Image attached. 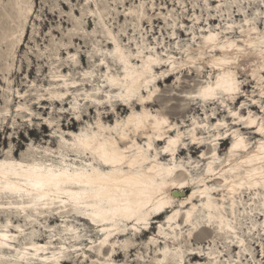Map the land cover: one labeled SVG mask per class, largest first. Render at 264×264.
Listing matches in <instances>:
<instances>
[{
  "label": "rangeland",
  "instance_id": "1",
  "mask_svg": "<svg viewBox=\"0 0 264 264\" xmlns=\"http://www.w3.org/2000/svg\"><path fill=\"white\" fill-rule=\"evenodd\" d=\"M15 2L20 5L19 8L15 7ZM234 3L235 7H233ZM217 4L223 5V7L217 9ZM138 5H143V8L138 10ZM252 5L250 6L249 0H239L238 3H236V0H209L207 6L204 5V0H176L175 3L174 0H0V151L7 152L8 148L11 147L13 149L12 154L19 158L22 153L30 150L58 149L60 136H54V131L63 134L65 139L71 140L70 132L79 134L88 125H95L98 118H101L107 125L113 126L115 121H120L129 115V110L123 112L121 108H118L123 102L116 98L117 91L110 93V97L100 92V103H91V106L95 108H91L90 105L85 107L82 101L83 93L89 89V86L85 88L88 80L82 83L83 79L92 78L91 82L95 80V83L99 81L101 83L103 80L105 69L101 70L102 67H98L101 53H98L97 50L101 49L105 55V50L113 49V45H108V41L104 36V29L98 18L99 15L95 14L92 17L89 10L94 13L97 9L99 10L107 28L114 34L121 46H129L133 49L135 44H140L144 49L154 48V52H163L164 49L158 47L159 43L164 44L167 52L172 53L171 56L179 57L182 56V53L176 51L177 41L181 43L182 47L191 44L193 49L197 50L201 44L202 35L208 30L222 31L223 28L218 29L217 25L223 27H226L229 23L240 25L245 15L251 14L249 18L254 16L260 10V5L258 0H252ZM27 6L31 7V13L26 21L24 22L23 18L20 17L15 19L17 10ZM173 9L175 10L173 11ZM132 11H134L133 14H131ZM141 11L143 15L140 14ZM137 16L141 21L137 19ZM88 19L90 20L89 24H87ZM212 19L214 21L210 22ZM193 20L198 21V23L193 25ZM172 24H179L184 27L173 28L171 27ZM256 26L259 30H264V21L258 22ZM21 28H23L21 37L19 38L20 33L17 34V40L19 38L20 42L16 43L11 50L10 44L13 39L9 38V35L12 31H18ZM173 33H175V40L171 41ZM233 35L235 37L240 36L238 28L230 36ZM193 36L196 37V43L194 44L192 42ZM75 38L78 40H75ZM71 55H74L75 59H72ZM181 70L183 71L176 79L177 84L174 83L175 78L173 77L167 84H159L153 96L156 106L148 109L152 113L163 114L169 123L175 126L174 130H180L185 139L191 133L189 130L196 128L192 125L194 120L199 124L209 125V128H204V131L212 132L211 135H200V137L203 138V143H206L205 151L215 147L219 149L220 160L215 162V166L219 167L227 157L226 153L231 146L232 138L230 137L226 144L221 147L218 141L213 142L217 138L226 137L225 130L219 132L220 137L217 136V132L222 128L216 130L215 125L218 124V121H221L227 123L232 130L233 128L240 130V128L233 126L228 108L222 107L219 102L217 106L209 107L206 110L207 112H195L191 109L192 102L184 100V97L192 93L194 85L188 79V69ZM164 71H168V74L172 73L169 67L165 68ZM209 71L211 70L209 69ZM85 73H88V75H85ZM60 75L70 80L79 81L82 84L80 83L81 85L77 88L70 89L69 101L65 103L66 106L44 103L47 108L40 109L37 104L40 100L39 96L45 95L44 90L49 88L52 78H62ZM237 77L238 79L244 78L242 73L238 74ZM248 80L249 83L242 84L248 85V87L242 89L243 99L239 104L237 106L229 105L231 103L229 99L225 103L235 111H243V115L247 116L248 110L257 115L259 104H257L258 107L253 108L249 97L256 99L257 102L260 101L259 90L253 94L252 84L255 82L251 81L250 77H248ZM59 84L57 82L54 85ZM102 90L107 91L103 88ZM17 93L24 97L18 96ZM74 97L78 99L76 111L70 109V102L73 101ZM117 100L118 102H116ZM241 103L245 104L244 109L240 108ZM19 104L25 106L26 109H30V112L25 109L17 111ZM89 107L91 111L87 113L86 110ZM140 109L141 107L137 108V110ZM200 109L202 110V108ZM76 115H79L80 118L85 115L84 120L76 122L74 129L68 131V125L72 122V118H76ZM108 115L109 118L106 119L105 117ZM52 120L55 123L54 126L50 127L48 123ZM93 129L95 130V128ZM197 130L199 131V127ZM176 133L177 130L172 136H175ZM213 135L215 136L211 137ZM137 139L140 144L145 143L141 138L137 137ZM190 144L191 141L189 140L184 144H179V150L184 148V151L178 157L177 165L180 167V171L182 168L185 172H178L176 174L177 178L192 174L193 178L197 179L198 176L204 175L206 164L202 166L203 163L199 162V153L194 154V150H186ZM162 147L163 144L158 146L157 151L161 152ZM37 155H42V153H37ZM166 162L168 163V161ZM217 171H220V169ZM213 197H216V194ZM239 202L240 205L245 207L246 212L251 209L255 211L251 205L250 196L247 194H244V198ZM175 206H179V203H175ZM239 208L242 210V207L239 206L238 214L240 213ZM258 210L255 211V222L249 221L239 231L246 246L253 254H257L254 255L256 260L260 259L258 253L264 247L261 244L259 234L260 231L264 230L257 229V225L263 224L264 216L258 215ZM162 214L163 212H159L151 216L154 219L152 226L151 228L148 226L144 230L142 237H139L137 232L131 231L127 237L118 240L115 252H122V254L120 258L113 260L115 264H155L156 259H160L159 249L162 250L164 244L161 239H158V227L166 221V215ZM159 216L161 217L159 218ZM60 221L59 218L52 222L49 220H36L32 222L31 226H26L23 221L12 219L10 220L12 226L8 230L15 231V226H19L26 234H23V237L18 236L16 238L13 245L17 247L26 243L29 238H36L45 243L48 238L52 239L53 234H55L58 239H53V246L50 248H59L61 243L65 244L63 245L65 250L60 258V264L63 260H66L67 264H99L111 260L113 255L108 256L106 254L107 248L101 250L105 257L102 255L96 257L88 251L101 237L98 231L88 228L83 222L61 223ZM6 223V217L0 214V226H6ZM61 225L63 227H73L75 229L74 236L78 235L80 239L69 240L70 235H65ZM236 227L240 229L239 217L237 218ZM141 228L144 227L141 226ZM191 232L192 238H186L180 245L184 258L191 251L198 255L201 252L207 254L210 251L217 255L225 253L229 249L232 252L242 251L239 245L237 246L235 243L228 244V240L214 234L211 229L201 228ZM250 232L251 235H249ZM62 233H64L63 236ZM152 239L156 240L154 244L151 242ZM125 241L129 243L126 249L122 247ZM129 248H134V251L130 254L127 253ZM203 257L202 260L188 257L184 261L186 264H205L207 255ZM218 258L227 260V257L222 255ZM232 259L235 260L236 257L232 256ZM189 261L191 263H188Z\"/></svg>",
  "mask_w": 264,
  "mask_h": 264
},
{
  "label": "snow or ice",
  "instance_id": "2",
  "mask_svg": "<svg viewBox=\"0 0 264 264\" xmlns=\"http://www.w3.org/2000/svg\"><path fill=\"white\" fill-rule=\"evenodd\" d=\"M176 0H174V3ZM239 0H236L238 3ZM260 10L254 16L251 14L245 15L242 24L236 25L229 23L226 27L217 25L218 29L223 28L222 31H210L203 37V43L199 45V51L193 49L189 44L187 47H182L181 43L177 41L176 51L182 53V56H170L167 60L161 59L162 55L167 54L164 44H159L163 52H157L155 56L152 53L154 48L147 49L149 55L147 57L148 64L144 67L150 70L151 65L155 64H169L172 71L179 69H188L190 73L198 69L194 75H189L188 79L193 82V95L190 99L197 101H217L222 107L228 108V114L232 117L233 125H243L248 132L258 134L260 139L256 142V136H245L238 128H233L228 132L229 125L227 123H218L217 129L223 128L225 133L233 138L232 147L229 152V159L241 153L245 158L238 161L239 165H247L249 167L233 168L228 167L216 171L213 169V162L209 161L207 171L204 176L191 181L192 184L206 185V178H217V187H202L199 190L201 197H207V202L202 203L201 207L208 210L207 220L211 225L213 221H219V230L221 232L227 231L229 239L228 244L238 243L241 247V252H232L231 249L222 254L213 255L201 252L200 255H207L205 264H264V247L261 248L258 255L259 260L254 258L252 251L246 246L245 241L241 239L238 232L249 223L255 222V211L240 212L238 214V207L236 203V189L247 188L249 193L256 191L255 196H250L252 201L259 200V215L264 216V31L257 28V23L264 21V0H258ZM209 0H204V5L207 6ZM250 6L252 0H249ZM20 6L19 4L17 5ZM164 6L163 4L161 5ZM235 3L233 7H235ZM217 9L223 5L217 4ZM138 10L143 8V5L137 6ZM175 9H173L174 11ZM143 15V12H140ZM198 21L193 20V25ZM247 26V27H245ZM171 27H184L179 24H172ZM239 29L240 36H229L227 32L235 33ZM247 34V41L243 38ZM256 34V35H253ZM175 39V33H173ZM252 41V42H248ZM193 44L196 43V37H192ZM115 43V42H114ZM259 44L260 60L251 61V51ZM245 46H241V45ZM119 52V49H117ZM113 55V53H109ZM137 57L144 58V52L141 50L140 44L137 45ZM186 58V59H185ZM72 59H75L74 57ZM121 62L126 63L123 56ZM104 61L101 60V64ZM206 66V67H205ZM209 69L211 71H209ZM243 74V79H238V74ZM88 75V73H85ZM206 77V78H205ZM248 77L255 83L252 84L253 94L259 88V113L249 111L247 116L242 112H238L228 107L225 103L229 98L235 99L241 93V85L249 83ZM105 79L113 87L119 86L117 79H111L105 74ZM147 82V81H146ZM198 85V87H195ZM128 99V97H122ZM143 99L142 97H137ZM251 104H257V100L249 97ZM240 108L244 109L245 104L241 103ZM76 119L80 120V116L76 115ZM207 119V118H205ZM155 120L151 124V134L146 136L145 148L142 144H137L136 140L132 138L134 133H140L141 130L147 132L149 121ZM55 121L49 122V126H54ZM169 121L166 119H158L146 115H132L128 117V121H119L115 128H108V133L115 132L116 136L100 135L98 132L92 131L93 128L102 129L103 125H88L79 134L72 137L71 140L64 138V135L58 131H54L53 135L60 136L59 149H36L22 153L19 158L13 156V149L8 148L7 152L0 151V198L6 199L7 204L0 203V209L17 208L19 212H26L28 209L35 211L37 216L40 215V209L59 208L62 213L71 214L74 216H83L91 221L92 225L96 226V230L100 233L112 234L117 230L120 222L135 219L136 223H140V215L143 210L148 209L153 204L154 196H158V187H164L161 183L156 185L155 180L146 181L144 178V167L150 160H155V157H150L149 153L153 151V139H165L164 133L168 131ZM196 127L207 129V124H196ZM121 129H124L122 131ZM190 132L193 130L190 129ZM123 141L124 143H120ZM179 142L169 138L167 140L168 146L163 148L164 152H169L172 146ZM196 142L195 140L193 141ZM203 143V141H200ZM255 148V152L252 149ZM31 149V146H30ZM42 153V155H37ZM251 153V154H249ZM213 156L215 152L213 151ZM257 167H251V165ZM164 168L163 165L160 166ZM199 167V165H197ZM127 169V171H125ZM169 177L172 176L175 165L165 169ZM149 173L158 172L156 165L148 167ZM242 173L243 178L236 176L235 179L239 183H233L228 178L226 173ZM159 174V173H158ZM162 175V174H161ZM222 180V183L219 181ZM187 183V181H185ZM184 184H181L183 187ZM223 193L219 199L224 201H231V218L228 216V204L216 203L217 197H213L210 193ZM231 193L232 195H228ZM196 195V193H193ZM243 195V193H239ZM13 197L19 198L20 201L27 200V203L14 204ZM167 206V201L163 196H160L156 202V210H160ZM250 207V206H249ZM195 211V209H193ZM58 215L59 213H53ZM179 213H174L177 216ZM239 217L240 229H237V218ZM172 221V217H169ZM112 225L111 228H106L104 225ZM184 224L188 225L192 230L198 227L194 222L192 212L188 213ZM12 225H6L4 232L0 233V248H11L10 240H15L16 237L8 234L7 229ZM63 227V225H61ZM257 229L264 230V224L257 225ZM21 234L22 228L17 229ZM74 230L71 227L66 228L67 233H72ZM78 231V230H77ZM261 244L264 245V231H260ZM62 236L64 233L61 234ZM251 235V232L249 233ZM190 239L192 232H189ZM74 239H80L76 235ZM52 239H58L53 234ZM108 236L100 241L103 245L107 243ZM50 245H32L31 260H27L25 264H37L41 259L39 252L48 251ZM20 253V249H15ZM165 255L169 250L166 248ZM179 251V250H177ZM29 255L28 249L23 250V254L18 257H4L3 259L9 261L20 259L25 260V256ZM226 256L227 260L219 259L218 256ZM235 256L236 259H232ZM87 259V258H85ZM49 260L54 261L55 264H60L59 254L54 253L51 258L44 257V264H48ZM157 264H166L165 261H158ZM173 264V262H169ZM183 264V261H179Z\"/></svg>",
  "mask_w": 264,
  "mask_h": 264
},
{
  "label": "bare ground",
  "instance_id": "3",
  "mask_svg": "<svg viewBox=\"0 0 264 264\" xmlns=\"http://www.w3.org/2000/svg\"><path fill=\"white\" fill-rule=\"evenodd\" d=\"M18 3L15 2V7L19 8ZM97 7V6H96ZM31 13V7L27 6L23 9H19L17 10L16 14H15V19H17L18 17L23 18L24 22L26 21V18L28 17V15ZM89 13L93 15L97 14L99 15L98 18L100 19V23L102 28L104 29V36L106 38V40L108 41V45L112 44L113 45V49L112 50H105L106 54L104 55V53H102L103 51L101 49H98L97 52L101 53V58L100 63L98 65V67L100 68V66L102 67L101 70L105 69V71H103V80L95 83V80H93L91 82L92 78H84L82 83H84V81L88 80L87 83L85 84V88L87 86H89L88 91H85L83 93V103L84 106L87 107L88 105H90L91 108H95L93 106H91V103H100V95L99 93L101 92L102 94L105 93L107 95V97H110V93L113 92H118L116 98H118V100L122 101L123 104L119 105L118 108H121L123 112L128 111L129 110V115H127L125 118H123L120 121H124L127 122L128 121V117L132 116V115H146V116H150V117H156L158 119H166L167 118L161 114V113H152L151 111H149V107L152 106H156L155 105V101L153 100V96L157 90V88L159 87L160 83L163 84H167L172 77L175 78V84H177V78L178 75L183 71L181 69L177 70V71H172L171 70V65L169 64H155L153 63L151 65L150 70L146 69L144 67V65L148 64V51L147 48H142L141 50L144 52V58L143 59H139L136 55L137 53V44L134 45V48H130L129 46H121L117 40V38L114 36V34L107 28L106 24L104 23L103 20V16L100 14L99 10L97 9V11L94 13L93 11L89 10ZM134 11L131 12V14H133ZM240 17V16H239ZM137 19L139 21H141V19L139 18V16H137ZM95 20V19H94ZM197 20V19H196ZM214 21L213 19L210 20ZM90 20H87V24H89ZM209 22V24H210ZM144 24V22H143ZM246 27V26H245ZM211 30H208L207 32H205L202 37H201V44L203 43V37L205 35H207ZM264 31V30H262ZM23 32V28L19 29L18 31H12L9 35V38H12V42L10 44V48L11 50L14 48V45L16 43L20 42V37L22 35ZM214 32V31H213ZM20 33V36L17 40V34ZM233 32H227V35H231ZM256 35V34H253ZM245 41H247V34H245V37L243 38ZM75 40H78L75 38ZM175 40V39H171ZM115 42V43H114ZM248 42H252V41H248ZM241 46H245V45H241ZM117 49H119V52H117ZM197 52L199 51V47L196 50ZM251 51V57L250 60L251 61H259L260 60V49H259V44L257 43V47L255 49L250 50ZM109 53H113V55H109ZM157 52H153L152 55L155 56ZM172 53L167 52V54L162 55L161 59L163 60H167ZM69 55V53H68ZM72 57L74 55H71ZM121 56H123L124 60H126V63H122L121 62ZM101 60L104 61L103 64H101ZM91 63V62H88ZM140 64V65H138ZM164 65V66H163ZM168 65V66H166ZM157 67H159L158 69H156ZM170 68V70L172 71L171 74H168V71H164L165 68ZM206 67V66H205ZM187 70V69H186ZM195 73L198 72V69L193 70ZM64 72V70H63ZM194 72L190 73L188 70V75H193ZM105 74L108 75V77H110L111 79H117L119 81V86L118 87H113L112 85H110L108 83V80L105 79ZM62 78H52V81L50 82V85L48 86V89H45V95H40L39 96V103L38 107L40 109H46L47 107L44 106V103H49L51 105H56V104H63L64 106L65 103L67 101H69V96L68 94L70 93V89L72 88H77L79 85H81L82 83L79 81H74V80H70L65 78L64 76L60 75ZM59 77V76H58ZM238 78V77H237ZM6 80V78H4ZM7 81V80H6ZM147 81V82H146ZM8 82V81H7ZM59 82V85H54L55 83ZM81 83V84H80ZM251 84V83H250ZM198 87V85H197ZM246 87H248V85H242L241 87V93H242V89H245ZM102 88L104 90L107 89V91H103ZM259 90V88L256 89V91ZM241 93L239 95H237L235 97V99H231L229 98V101L231 103H229V105H233V106H237L239 104V102L243 99V95H241ZM18 96L20 97H24L23 95H21L20 93H17ZM190 95H187L184 97V100L190 101L192 102L190 108L193 109L195 112H200V111H206L209 107H214L217 106V101H208V102H204L202 100L197 101L195 99H190V97L193 95L192 93H189ZM122 97H128V99H123ZM137 97H142L143 99H138ZM77 98L74 97L73 101L70 102V109L76 111L77 110ZM118 100L116 102H118ZM257 104H259V101L257 102ZM257 104L252 105L253 108L258 107ZM50 105V106H51ZM88 108L86 111L87 113H90L91 108ZM138 107H141L140 110H137ZM117 108V109H118ZM202 108V110L200 109ZM28 110V112H30V109H26L25 106H22L21 104H19L17 106V111H21V110ZM190 109V110H191ZM7 110V109H5ZM151 110V109H150ZM219 110V109H218ZM251 110H248V112ZM207 112V111H206ZM205 112V115H206ZM243 112V111H241ZM247 112V114H248ZM221 114V112H220ZM219 114V115H220ZM64 115H68V114H64ZM218 115V114H217ZM257 115H260V113L258 112ZM246 116V115H245ZM84 116H81L80 120H77L76 118H72L71 119V123L68 125V131H71L72 129H74L75 127V123L76 122H80L82 119L84 120ZM106 119L109 118V115L105 117ZM213 118V117H212ZM104 119V118H103ZM215 119V118H213ZM189 121V120H188ZM118 121H115L113 126H109L106 123L103 122V120L101 118H98V121L95 123L96 124H101L103 125L102 129H97L95 128L92 129V131L94 132H98L100 135H112V136H116L115 132L112 133H108L106 131V129L108 128H115ZM185 122V121H184ZM155 123V120H151L149 121V125H148V130L147 132H145L144 130H141L140 133H134L132 138H134L136 140L137 144H140V142L138 141L137 137L141 138L142 140L145 141V143L143 144L144 147H147L146 144V136L151 134V124ZM218 123H221V121H218ZM225 123V122H222ZM49 124V123H48ZM196 124H199L196 122ZM193 126H195L192 123ZM191 125V126H192ZM217 125V124H216ZM215 125V129L217 130ZM184 126V125H183ZM234 127H239L240 128V132L244 135H255L256 136V140L257 143L259 142V135L255 134V133H251L248 132V130L246 129L245 126L241 127L242 125H233ZM168 131L164 133L165 135V139L163 140H156L153 139V151H151L149 153L150 157H155V160H150L149 163L144 167V178L146 181H151V180H155V183L157 186H159L161 183L164 184V187L159 188L158 187V192L159 195L158 196H154L153 198V204L151 205L150 208L143 210V214L140 215L139 219H140V223H136L135 219H131V220H126L123 222H120L117 226V230H115L112 234H108V233H100L101 237L98 239L97 243L94 246H91L89 248L88 251H90L93 255H95L96 257L99 255H102L105 257L104 253L101 251L103 248H107L106 250V254H108V256H111V260H107L106 262L103 263H99V264H115L113 260H116L118 258H120L122 252L116 253V244L118 243V240H120L121 238H125L129 235V232L134 231L137 232L139 234V237H142L144 235V230L149 226V228H151L152 223L154 221L153 218H151V216L153 214H157L159 212H163L162 215H166V221L164 224L159 225L158 227V239H161L164 247L163 249H159L160 250V255L159 258L160 259H156L155 264H157L158 261H165L166 264H169V262H173V264H179V261H183V264H186V262L184 261L186 258L190 257V259H198V260H202V257L200 254L198 255L195 252H189L187 256H185L181 251V243L184 242L187 239H189V233L186 232H190V231H197L198 229L201 228H208L211 229L213 231L214 234L220 235L221 237H223L224 239L228 240L229 239V235L227 233V231L225 232H221L219 230V221H213V223L210 225L208 220H207V216H208V210L206 208H202L201 205L202 203H206L207 202V197H201V195L199 194V190L202 187H217L218 186V177L217 178H206L207 179V183L206 185L204 184H198V185H194L191 183L192 180H194L195 178H193L192 174H189L187 177H176V174L178 172H185L184 169L181 168V171L179 170V166L177 165V160L178 157L183 153L184 148H181L182 150H179V144H184L186 141H191V144L189 146H187L186 150L187 151H191L194 150V154L195 153H199V162L203 163L202 166H204V164H206L205 168H204V175L205 172L207 171V166L209 161L213 162V169L214 170H222V166L224 168H228V167H233V168H239V167H249L247 165L241 166L239 165L238 161L240 159H244L245 157L241 154V153H237L236 155L232 156L231 159H229V152L230 149L232 147V143L233 138H232V142H231V146L229 147V149L227 150V157L225 158V161L222 162L219 167L215 166V162L220 160V151L217 147L212 148L211 150H204V147L206 145V143H201L200 141H203V138L200 137L201 136H205L207 135H211L212 132L210 131H204V128H200L199 127V131L197 130L198 127H196L187 137V139H185L183 137V134L180 132V130L175 129V126H172L171 123L168 124ZM42 128V127H41ZM44 128V125H43ZM209 128V127H208ZM122 131H124V129H121ZM177 130V133L175 134V136H172V134ZM224 129L222 128L221 130H219L217 133V136L220 137L219 132L223 131ZM232 128H228V132H231ZM82 131V130H81ZM80 131V132H81ZM79 132V133H80ZM226 134V133H225ZM69 135L71 137L77 135L75 133L70 132ZM215 135L211 136L214 137ZM171 138V139H178L179 142L175 145L172 146V149L169 152H164L163 148L167 147V140ZM228 139H230V136L226 134V137L224 138H217L216 140H213V142L218 141L220 147L223 146L224 144H226V142L228 141ZM196 141L195 143L193 141ZM120 143H124L123 141H120ZM163 147L161 148V152L157 151V147L162 145ZM214 146V145H213ZM60 148V142L58 145V149ZM49 150V149H46ZM213 151L215 152V156H213ZM252 152H255V148L252 149ZM162 153V154H160ZM251 154V153H249ZM13 156H15V154H13ZM16 157V156H15ZM168 161V163L166 162ZM165 162V163H163ZM153 165H156L158 172H152L149 173L147 171L148 167H152ZM163 165L164 168H161L160 166ZM173 165H175V170L172 174L171 177H169L167 175L166 172V168L168 167H172ZM251 167H257V165L253 164L251 165ZM198 171L200 170L197 169ZM125 171H127V169H125ZM159 173V174H158ZM162 174V175H161ZM201 175V176H204ZM226 175L228 176V178L230 180L233 181V183H239V181L237 179H235L236 176H240L241 178H243V174L242 173H226ZM199 177V176H198ZM185 181H187V183H185ZM219 183H222V180L219 181ZM181 184H184L183 187H181ZM236 203L239 206L240 205V200L242 198H244V194H247L248 196H255L256 195V191H252L251 193H249L247 188L244 189H239L237 188L236 190ZM243 193V195H239V193ZM193 193H196V195H193ZM217 197L216 203H220V204H228L229 207L227 208V213L228 216L226 217V223H227V219L231 218V201H224L222 199H219V196L223 195V193H215L212 192L210 193L211 196H215ZM228 195H232L231 193H229ZM160 196H163L164 200L167 201V206L160 209V210H156V202L159 200ZM12 202L14 204H20V203H27L28 201H20L19 198L17 197H13L11 198ZM251 201V205L254 208L255 211H257L259 209V200L256 201ZM179 203V206H175V203ZM0 203H4L7 204L8 201L6 199L0 198ZM179 207V208H178ZM241 208H239L240 212H246V209L244 206H241ZM193 209H195V211H193ZM251 209V208H250ZM40 215L37 216L35 214V211L32 209H28L26 210V212H19L17 210V208H12V209H7V208H3L0 209V214H3L6 217V224L9 225L11 224L10 220L15 219L23 221L26 226H31L33 221L36 220H49V221H56L57 218H59V220H61V223L64 222H72V223H84L88 226V228L90 229H94L96 230V226L91 224V221L87 220L85 217L83 216H74L71 214H67V213H62L60 211L59 208H53V209H43L41 208L40 210ZM252 211V209L250 210ZM259 211V210H258ZM192 212L193 215V220L195 223L198 224V227L195 230H192L188 225L184 224V220L185 218H187L188 213ZM53 213H59L58 215H54ZM174 213H179V215L177 216H173ZM259 215V213H258ZM161 216H159L160 218ZM169 217H172V221H169ZM264 224V222H263ZM141 226H143L144 228H141ZM104 227L106 228H111L113 227L112 225H104ZM0 233L4 232V228L5 226H0ZM20 228L19 226H15V231L12 230H8L7 232L8 234H10L11 236L14 237H23V234H21L20 232L17 231V229ZM66 226L63 227L65 232V235H70V238H68L69 240L71 239L73 240V236L75 235V229L73 227V232L72 233H67L66 232ZM86 228V227H85ZM254 228V226H253ZM97 231V230H96ZM183 231H185V233H183ZM105 235L108 236V241L105 244H101L100 241L104 239ZM238 235L241 239H243V237L240 236L239 232ZM16 240V239H15ZM15 240H10L9 243L11 244V248H0V264H9V261L3 259L4 257H18L19 255L23 254V250L25 248L28 249V253L29 255L25 256V260H20V259H16L13 260L11 262V264H25V262L27 260H31L32 256L30 255L33 251L32 249V245H50L53 246V239L48 238L47 242H42L41 240H37L36 238H29L28 241H26V243H23L21 245L15 246L13 245ZM91 240V239H90ZM153 244L156 242L155 239H152L151 241ZM128 242L125 241L122 244V247L124 249L128 248ZM237 246L239 245L238 243H235ZM65 244L61 243V246L59 248H54L51 249L49 247L48 251L46 252H39V256L41 257V259L39 261H37V264H44V257H49L51 258L53 256L54 253L59 254L60 258L63 256V251L65 250L64 246ZM75 246V245H73ZM171 246V247H170ZM235 247V246H233ZM168 249L169 252L167 255H165V249ZM172 248V249H171ZM15 249H20V253H17L15 251ZM179 250V251H177ZM134 251V248H129L127 250V253L130 254L131 252ZM213 254V253H212ZM214 255V254H213ZM107 256V257H108ZM92 257V256H90ZM94 257V256H93ZM204 258V257H203ZM188 263H191L190 261ZM48 264H55L54 261L49 260ZM62 264H67L66 260L62 261Z\"/></svg>",
  "mask_w": 264,
  "mask_h": 264
}]
</instances>
